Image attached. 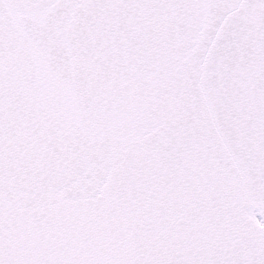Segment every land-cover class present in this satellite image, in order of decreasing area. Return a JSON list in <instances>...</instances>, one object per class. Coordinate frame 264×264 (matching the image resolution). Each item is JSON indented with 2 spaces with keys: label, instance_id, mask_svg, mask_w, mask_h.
I'll return each mask as SVG.
<instances>
[{
  "label": "snow or ice",
  "instance_id": "1",
  "mask_svg": "<svg viewBox=\"0 0 264 264\" xmlns=\"http://www.w3.org/2000/svg\"><path fill=\"white\" fill-rule=\"evenodd\" d=\"M0 264H264V0H0Z\"/></svg>",
  "mask_w": 264,
  "mask_h": 264
}]
</instances>
